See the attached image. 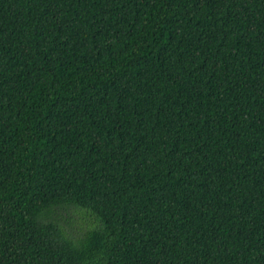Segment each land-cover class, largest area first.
Masks as SVG:
<instances>
[{"label":"trees","instance_id":"trees-1","mask_svg":"<svg viewBox=\"0 0 264 264\" xmlns=\"http://www.w3.org/2000/svg\"><path fill=\"white\" fill-rule=\"evenodd\" d=\"M0 264H264V0H0Z\"/></svg>","mask_w":264,"mask_h":264}]
</instances>
